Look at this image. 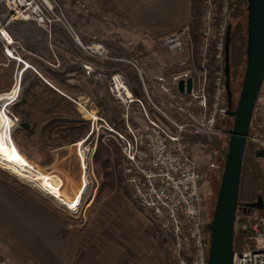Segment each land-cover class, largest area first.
I'll use <instances>...</instances> for the list:
<instances>
[{"label":"rangeland","instance_id":"374dc122","mask_svg":"<svg viewBox=\"0 0 264 264\" xmlns=\"http://www.w3.org/2000/svg\"><path fill=\"white\" fill-rule=\"evenodd\" d=\"M56 1L61 4L60 7L84 44L100 41L108 48L110 58L113 57L111 53H114L119 56L115 59L137 65L142 78L146 81L143 88L144 97H141V100L151 118L154 117L153 119L168 131L174 133V129L169 127L166 120L169 123V119L177 120V117H182L184 111L198 115V98L181 95L171 82L173 73L182 68L177 65L182 54H170L159 44L158 38L147 36L111 7L91 6L90 0ZM213 2L215 6V0ZM198 3L199 12L193 16L190 23V33L193 30L197 35V43L192 44L191 54L194 55V59L189 61L193 67L199 61L198 29L202 0ZM213 10L215 18V7ZM0 16L2 18L8 16V11L1 3ZM217 22L218 20L214 19L213 31L216 29ZM211 49L209 48V52ZM19 63L22 62L9 59L0 49V129L3 125L1 111H5L11 119L9 133L13 143L29 161H32L30 162L35 170L61 179L60 192L65 198L52 197L47 193L44 185L35 184L2 166H0V176L36 201L50 207L67 224L68 264H74L81 250L92 253L100 261L109 264H176L169 235L157 225L151 212L140 208L131 196L123 174V156L116 135L102 127L104 123L98 118H102L115 131L123 130H116L114 125L102 116L96 102L88 93L68 90L69 96L76 95L71 100L79 115L88 121L89 131L79 141L63 145L64 147L60 146L63 148L55 156L50 155V152L58 147L44 148L40 146L37 137H28L19 123V117L12 112V101L18 98L20 92V71L17 68ZM27 64L28 67L29 64ZM216 64L214 61L215 66ZM84 66L82 67L85 74H92L93 80L97 81L101 87V83L105 80L104 75L95 72L90 66L89 69ZM109 77L106 81L108 85ZM240 81L235 85L238 91L241 87ZM66 83L79 84V81L68 75ZM205 89L209 101L208 85ZM238 91L235 99L238 98ZM109 95L115 114L123 120L121 116L123 108L110 92ZM133 95L136 96L134 93ZM136 105L132 104L130 107L131 121L142 119V114ZM148 107L152 109L151 113ZM11 114L18 119V122H13ZM93 116H97V119H93ZM223 138L228 142V137ZM78 142H80L79 145H77ZM209 147L206 145L203 148L196 144L189 149L198 166L206 170L205 179L200 184L206 220L211 219L224 164V158L221 156L216 155L213 159L210 157V151L207 150ZM82 181L81 192L74 202L70 197L77 192ZM2 251L0 248V264H15L6 258Z\"/></svg>","mask_w":264,"mask_h":264},{"label":"built area","instance_id":"2783aa9c","mask_svg":"<svg viewBox=\"0 0 264 264\" xmlns=\"http://www.w3.org/2000/svg\"><path fill=\"white\" fill-rule=\"evenodd\" d=\"M227 2L222 0L220 17L213 31L214 2L202 0V13L199 24L198 59L195 67L192 59V36L190 23L160 36L159 44L173 55L182 57L177 62L182 67L171 76V82L177 88L180 79L191 78L192 87L183 95L198 98L199 113H182L183 120H170L174 133L168 131L157 120L151 118L141 98L133 95L126 76L122 72L110 74L108 89L112 97L123 108V131H115L102 118L105 129L112 131L118 140L123 156V174L130 188L131 196L137 205L150 211L157 225L171 239L172 253L176 264H207L208 223L204 209L200 184L204 174L200 167L187 153L181 143L184 133L193 135L227 136L229 129L217 126V117L227 114L224 85V46L227 28ZM8 16H0V49L9 59L21 61L19 52L23 50L8 32V26L16 21H32L48 36L53 26L63 28L70 37L90 56L110 59L108 48L100 41L84 44L66 16L61 4L56 0H0ZM5 30L6 35L3 33ZM214 39V61L216 69L212 79V91L208 101L205 86L208 83V52ZM138 71L137 65L130 62ZM84 66V65H83ZM89 69V66H84ZM162 80V78H160ZM137 104L142 114L141 120L131 121L130 107ZM210 103V104H208ZM209 106V108H208ZM157 108V107H156ZM158 109V108H157ZM165 115V113L161 112ZM13 122L18 119L11 114ZM97 119V116L92 117ZM247 140L256 148L264 149V77L252 111ZM234 232L238 238L234 248L233 264H264V215L248 206L240 205L235 215Z\"/></svg>","mask_w":264,"mask_h":264},{"label":"trees","instance_id":"16d2710c","mask_svg":"<svg viewBox=\"0 0 264 264\" xmlns=\"http://www.w3.org/2000/svg\"><path fill=\"white\" fill-rule=\"evenodd\" d=\"M198 2L199 0H191V13L187 20L188 23H192L193 16L199 12ZM221 5L222 0H215L216 20L220 17ZM246 5L247 0H228L227 2V17L230 24L229 82L234 107L236 104L234 100H237L235 94L238 91L235 85L241 80V86L246 62ZM7 30L13 39L22 45L24 50L20 52L21 58L29 64L28 67L24 66L23 63L18 64L20 92L18 98L12 101L11 106L13 114L19 117L20 125L21 122L27 123V127H21L28 137H37L40 146L44 148H56L84 138L89 131L88 121L79 115L74 102L71 100L76 95L69 96L68 90L88 93L90 98L96 102L102 116L112 123L116 130H123V120L115 114V109L110 103L112 99L106 81L110 74L122 72L126 76L131 91L136 96L138 95L137 97H144L139 73L132 64L115 59L119 56L114 53H111L112 58L105 60L88 55L63 28L58 26L52 27L50 36L32 21H14ZM191 33L192 44L195 45L197 35L193 30ZM210 48L213 49V52L211 49L208 53L207 85L211 94L212 77L216 69L213 61L214 39L211 41ZM193 56L192 54V59H194ZM83 65H88L95 72L104 75L105 80L101 83V87L97 81L93 80L92 74H85ZM68 75L78 80L79 84H67L66 76ZM225 103L226 100L221 105ZM151 110L149 108L150 113ZM162 117L164 118V116ZM177 120L182 121L183 118L179 116ZM232 121L233 117L230 115L218 116L217 126L229 129ZM166 122L170 128H173L167 120ZM223 137L184 133L180 140L184 149L191 156L189 149L193 145L198 144L203 148L206 145L210 146L207 150L210 151V157L213 159L216 155L224 158L227 139L224 140ZM211 148L212 150H210ZM255 149L256 146L247 140L241 166L236 213L240 205L256 202L260 198L262 206L251 209L260 215H264V158L256 156ZM200 170L205 179L206 170L202 167ZM203 201L202 198V203ZM208 221L210 222V219ZM237 243L238 238L234 232V248H236Z\"/></svg>","mask_w":264,"mask_h":264},{"label":"crops","instance_id":"0c3cea01","mask_svg":"<svg viewBox=\"0 0 264 264\" xmlns=\"http://www.w3.org/2000/svg\"><path fill=\"white\" fill-rule=\"evenodd\" d=\"M90 1L91 6L113 8L151 38L180 27L191 13V0ZM63 147L52 150L50 155L55 156ZM66 231L67 224L54 210L0 176V248L11 263L68 264ZM74 264L109 263L81 250Z\"/></svg>","mask_w":264,"mask_h":264},{"label":"water","instance_id":"95a60500","mask_svg":"<svg viewBox=\"0 0 264 264\" xmlns=\"http://www.w3.org/2000/svg\"><path fill=\"white\" fill-rule=\"evenodd\" d=\"M246 11V62L235 107L232 105L228 66L230 26L225 39L224 85L227 114L233 117V121L228 131L224 164L208 225L207 264H233L234 221L241 166L253 107L264 77V0H247ZM191 87L190 77L177 82L180 93H189ZM21 126L27 127V123L21 122ZM255 155L264 158V149L256 148ZM245 206L260 208L261 199Z\"/></svg>","mask_w":264,"mask_h":264},{"label":"bare ground","instance_id":"6f19581e","mask_svg":"<svg viewBox=\"0 0 264 264\" xmlns=\"http://www.w3.org/2000/svg\"><path fill=\"white\" fill-rule=\"evenodd\" d=\"M3 33L6 35L5 30ZM1 115L3 125L0 129V166L5 169L11 170L16 175L25 178L29 181H32L35 184H38L40 186L44 185L46 187L45 189L47 190V193L50 194L52 197L58 199L65 198L60 192L62 186L61 179L56 177L55 175L42 173L41 171L35 170L32 163L18 150V148L13 143L10 137V117L5 113V111H1ZM79 144L80 142L77 143V145ZM38 180H40V182H37ZM82 186L83 181L81 182L77 192L71 198L74 202L79 196Z\"/></svg>","mask_w":264,"mask_h":264}]
</instances>
